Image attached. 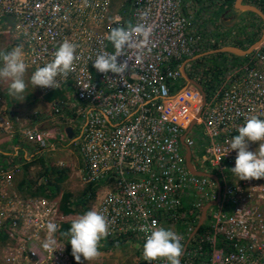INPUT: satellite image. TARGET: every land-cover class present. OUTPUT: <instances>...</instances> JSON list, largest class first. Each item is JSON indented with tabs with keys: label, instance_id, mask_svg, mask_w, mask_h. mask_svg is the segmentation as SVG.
I'll use <instances>...</instances> for the list:
<instances>
[{
	"label": "built area",
	"instance_id": "1",
	"mask_svg": "<svg viewBox=\"0 0 264 264\" xmlns=\"http://www.w3.org/2000/svg\"><path fill=\"white\" fill-rule=\"evenodd\" d=\"M212 5L213 0H0V38L22 48L31 75L65 40L77 46L74 71L58 76L55 88L39 86L45 95L62 94L49 111L51 125L42 130L39 122L21 124L18 131L35 146L34 154L78 148L82 163L76 177L82 191L92 187L89 201L99 200L91 210L109 221L100 246L133 248L135 264H148L142 259V226L155 221V227L176 232L184 250L204 206L218 196L217 181L189 169L188 147L194 169L217 174L222 193L180 264H264V178L234 177L237 153L229 147L248 118L264 120V42L219 72L195 61L186 65L206 91L203 106L202 90L187 83L181 66L216 43V24L209 22L216 18L204 12ZM141 23L153 31L143 45L133 35L134 46L124 50L125 74L97 72L96 55L115 52L107 40L110 30ZM180 80L186 85L176 90ZM4 102L0 95L1 130L13 134L15 120L5 115ZM252 147L258 152L259 142H249L248 150ZM20 164L0 166V262L74 264L62 228L79 216L77 200L72 197L69 207L75 212L66 216L63 193L58 199L36 188L21 191ZM50 222L57 225L55 233L47 229ZM48 239L56 245L45 249Z\"/></svg>",
	"mask_w": 264,
	"mask_h": 264
},
{
	"label": "clouds",
	"instance_id": "2",
	"mask_svg": "<svg viewBox=\"0 0 264 264\" xmlns=\"http://www.w3.org/2000/svg\"><path fill=\"white\" fill-rule=\"evenodd\" d=\"M152 31V26H145L142 23L113 27L107 35V40L111 42L115 52L98 53L93 60V67L105 76H108V73L123 76L128 70V58L124 55V50L134 46L133 35H138L141 38L140 44L143 45L147 43ZM76 47L67 40L62 42L56 49L53 59L32 73L31 83L34 88L36 86L55 88L58 76L67 77L74 71V61L78 58ZM121 56H125L126 59L119 60ZM26 67L20 46L13 47L10 51H0V79L11 81L9 91L12 95L24 92L26 84L23 76ZM237 131L238 134L232 137L229 145L230 151L236 150L237 153L235 166L231 168L233 176L245 181L264 178V120L257 117L248 118ZM249 142H259V151L248 150ZM47 229L49 233H55L57 225L50 222ZM140 230L146 233L142 252L144 261L151 264L156 260H165L167 264H180L183 249L181 238L176 232L155 227V221L151 225L142 226ZM108 234L109 221L95 210L86 211L73 220L67 235L71 255L77 264L95 260L100 255V241ZM55 245L54 239H48L43 247L49 249Z\"/></svg>",
	"mask_w": 264,
	"mask_h": 264
},
{
	"label": "rangeland",
	"instance_id": "3",
	"mask_svg": "<svg viewBox=\"0 0 264 264\" xmlns=\"http://www.w3.org/2000/svg\"><path fill=\"white\" fill-rule=\"evenodd\" d=\"M222 1L223 0H213L212 6L216 8V7H220V5H223V8L227 10V7H225L227 1L224 2L223 4L221 3ZM244 2L249 3L247 2V0H244ZM229 4H230L229 10L227 11V13L225 12V15H228L229 13H237V17L238 19H240V21L237 23L235 27H234L235 24H231L230 26V24H228V21L226 22V20H223L221 18L219 10L218 9L214 10V12L215 11L217 12V17H215L216 18L215 20L209 21L216 24L215 26L216 31L214 32V35L216 37V43L214 44V46L242 45V48H248L252 43L257 41L262 36L263 27H264L263 20L256 13L250 11H234V9L231 8L232 4L230 2ZM213 9L214 8H212L211 10ZM211 10L207 9L205 11L207 14L211 15L210 13L212 12ZM12 42L13 39L7 36L1 37L0 51H10L14 47L12 45ZM210 49H207L206 51ZM230 58L235 59V57L230 54H226L221 57L209 55V56H204L198 64L194 63V65L200 66L203 69L212 68V66L215 65V63H219L221 65L226 66L229 60H231ZM23 79L26 84V88L23 93L17 95H12L9 91V84L11 82L10 80L0 79V95L2 99L5 100L3 104V107L6 108L5 115L11 117L10 112L12 111L15 112L14 115L15 122H13V125L16 130L15 133L12 134L10 132L1 130L2 127L0 125V147H4L8 151L11 150L12 152L16 150L15 149L17 147L16 145L18 146L20 145L22 147L21 153L19 152L18 155L15 156L13 155L15 158H9L11 159L9 160V162L11 161L12 163L15 162L21 163L20 172H17V176H16V181L19 184L18 186L21 191L25 192L27 190V192H32L34 190L33 188L39 190L44 183L43 182L44 177H42V175L45 170V166L52 165L54 167H58V168L60 167V169L62 168L68 170L67 171L68 177L71 174L69 178L65 179L61 183L59 192L58 193L56 192V194L52 197L59 199L61 193L70 191L71 193L73 192L72 194L74 195V199L77 200L80 196H82L81 194H83L84 192L82 191L83 187L81 186L80 179L79 177H76L75 174V172L79 169L78 167L82 163V156L78 148H72L71 150V147H67V148H63L62 151L61 149L47 150L44 153H39V155L38 153L34 154L33 149H35V146H33L32 143L28 144V142L25 141L21 132L18 131L21 124H24L25 126H33L37 122L41 123L40 127L42 128V130L48 128L51 125V122L49 121V111L53 107V102H54V100L51 101L49 99L50 96L45 95L39 89V86H36L34 88V86L31 83V72L27 68L23 76ZM185 85L186 83L180 80L176 85V90L181 89ZM57 120L59 119L57 118L56 121ZM1 121L2 120L0 117V122ZM20 146L17 148L20 149ZM13 147L15 149L14 151H13ZM23 148L26 149V153L28 152L29 157L26 158L24 156L25 154ZM251 149L252 151H255V148L252 147ZM54 154L56 155L54 156ZM20 156L22 157L21 159L19 158ZM42 161H44V163ZM60 163L62 165H60ZM24 180L30 184L23 185L22 181ZM44 188L46 192L48 191V194L51 195L53 193L51 192L50 188L48 187H44ZM98 201L99 200L97 199L93 200L92 202L87 200V203L85 205L78 206V208L76 206L77 208L76 210L79 215L77 218H79L86 211L93 209L94 206L98 203ZM208 223H209V219L206 221V225H208ZM66 238H67L66 244L71 255V245L70 243H68L69 235H67ZM111 247H113L112 248L113 250H111V254L109 255L105 254V252H102V250L106 249L105 247L104 248L99 247L100 255L93 261H89V262L83 261V264H135L134 261L135 252L133 248L125 244H122L120 246H111ZM73 260H74V264H77L74 257Z\"/></svg>",
	"mask_w": 264,
	"mask_h": 264
},
{
	"label": "water",
	"instance_id": "4",
	"mask_svg": "<svg viewBox=\"0 0 264 264\" xmlns=\"http://www.w3.org/2000/svg\"><path fill=\"white\" fill-rule=\"evenodd\" d=\"M235 8L239 9L240 11H250V12L256 13L257 15H259L262 18L263 24H264V10H262L260 7L256 6L255 4L245 3L244 0H236L235 1ZM263 42H264V27H263L262 36L257 41L252 43L248 48H242V47L237 46V45H225V46H222V47H219V48L211 49V50L205 51L203 53L197 54L196 56H194L192 58H188V59H186L183 62L182 66H181V72H182V74H183V76L186 79L188 84H195L197 87H199L202 90L203 106L206 104V100H207L206 91L204 90L203 86L200 83H198L197 81H195L193 78H191L188 75L187 70H186V65L188 63H190L192 61H195V60H198V59H200V58H202L204 56H209V55L217 54V53H230V54H234V55L241 56V57L247 56L248 54L252 53V51L254 49L258 48ZM200 113H201V111L199 112L198 116L200 115ZM195 123H196V120H194L192 122L191 126L186 131L185 135L192 129V127H193V125ZM67 132H68L70 137H72L73 134H74V132H73L71 127L67 128ZM186 158H187L188 167L194 174H196V175H204V176H208V177L213 178L215 181L218 182V187H219L218 188V196H217V198L212 200V201H210V202H208L204 206L203 211H202L201 219L198 222V224L196 225V227H195L194 231L192 232V234L190 235V237L188 239V242H189L191 240V238L193 237V235L196 232H198V230L201 228V226L205 222L206 217H207V213H208V209L212 205L218 204L219 201L221 200L222 186L220 184L219 177H218L217 174L204 172V171H200V170H195L194 169V166H193V164L191 162V150H190L189 147H188V150H187ZM188 242H187V244H188ZM187 244H186V246H185V248H184V250L182 252V256H183V254L185 252ZM182 256L180 257V260H181Z\"/></svg>",
	"mask_w": 264,
	"mask_h": 264
},
{
	"label": "trees",
	"instance_id": "5",
	"mask_svg": "<svg viewBox=\"0 0 264 264\" xmlns=\"http://www.w3.org/2000/svg\"><path fill=\"white\" fill-rule=\"evenodd\" d=\"M259 1H261L262 3H259V2H254V0H247V2H249V3H254V4H257L259 7H261V9L262 10H264V1L263 0H259ZM229 2L232 4L231 5V8H233L234 9V11H240V10H238V9H236L235 7H234V5H235V0H229ZM224 10V9H223ZM236 44H238V43H236ZM237 46H240V47H242V45H237ZM219 47H222L221 45H217V46H214V47H212V49H215V48H219ZM211 50V49H210ZM206 51V50H205ZM201 53H203V52H201ZM226 54H229V53H217V54H212L213 56H218V57H221V56H224V55H226ZM230 55H232V56H234L235 58H241V56H237V55H234V54H230ZM202 60V58H200V59H198L197 61L195 60V64H198L200 61ZM213 67L216 69L215 71H217V72H219V71H221L223 68H224V65H221V64H219V63H215V65H213ZM208 71H210V70H208ZM214 71V72H215ZM185 82V81H184ZM61 92L60 91H56V92H52V93H50L48 96H50V100L51 101H55V100H57V98H60L61 97ZM14 115L15 114H13L12 112H10V116H11V118L12 119H14L15 120V117H14ZM4 150H7V149H4ZM0 156H2V158H4L5 159V161H6V163L5 164H7L8 162H9V160L7 161V159L8 158H11V157H9V155L8 156H6V155H4V153H2V152H0ZM2 158H1V160H0V163L1 164H4L3 162H5L4 161V159L2 160ZM12 158H15V157H12ZM43 163H44V161H42ZM4 164V165H5ZM6 166V165H5ZM67 171L68 170H66V169H60V168H58V167H54V166H52V165H46L45 166V170H44V172H43V175H42V177H44L45 178V181H44V183H43V185L40 187V189L39 190H37V191H35L36 193H44L43 195H46V196H50V197H52V196H54L55 194H56V192L58 193L59 192V189H60V185H61V183L65 180V179H67L68 178V173H67ZM52 176V177H51ZM46 178H47V181H46ZM52 178H53V180H52ZM52 180V181H51ZM59 183V184H58ZM22 184L23 185H25V184H30V183H27V181H22ZM48 187V188H50V190H51V192H53L51 195L50 194H48L47 192H46V190H45V188L44 187H46V186ZM22 187V186H21ZM89 190H93L92 189V187H90V188H87L84 192H83V194H81L82 196H80L78 199H77V201L75 202V206H77V208H78V206H83V205H85L86 203H87V200L89 201V198H88V193H89ZM30 191V190H29ZM84 195V196H83ZM74 195L73 194H71V192L70 191H67V192H65V193H63V197H62V200H61V209H62V212L66 215V216H71V214L73 213V212H75V210H73L72 208H70L69 206V204L71 203V201H72V197H73ZM81 199V200H80ZM81 203V204H80ZM79 204V205H78ZM83 204V205H82ZM76 208V209H77ZM70 227H71V223L70 222H66V223H64V226H63V228H62V233L64 234V235H66L67 233H68V230L70 229ZM205 225L200 229V232H202L204 229H205ZM0 264H2L1 262H0Z\"/></svg>",
	"mask_w": 264,
	"mask_h": 264
},
{
	"label": "crops",
	"instance_id": "6",
	"mask_svg": "<svg viewBox=\"0 0 264 264\" xmlns=\"http://www.w3.org/2000/svg\"><path fill=\"white\" fill-rule=\"evenodd\" d=\"M236 1V0H235ZM228 5L226 6L225 5V7H227V10L226 9H224L223 8V5H220V7H214V6H212L211 8H214L213 10H219V12H220V16H221V18L223 19V20H226V22L228 21V24H235V26L237 25V23L240 21V19H233V21H231V17H230V15L228 14V17H227V15H225V12H227L228 10H229V7H230V4H229V2L227 3ZM211 8H210V10H211ZM202 9V8H201ZM224 9V10H223ZM205 10H207L206 8H204V12H205ZM212 10V12H210L211 13V16L213 17V18H215V17H217V12L215 11H213ZM206 13V12H205ZM222 13V14H221ZM207 14V13H206ZM208 15H210V14H208ZM58 99V98H57ZM207 101V100H206ZM12 113L13 114H15V112H13L12 111ZM17 147H19L18 145H16ZM16 146H14V147H16ZM14 147H13V151L14 152H12L11 150L10 151H8V150H4L5 148L4 147H0V152H2V153H4V155H6V156H8L9 155V157H14L16 154H18L19 152L21 153V151H22V147L20 146V149L19 150H17V147L14 149ZM24 149V148H23ZM26 149H24L23 151H24V154L27 156V153H26V151H25ZM14 155V156H13ZM24 155V156H25ZM1 158H2V156H0V160H1ZM20 159L22 158L21 156L19 157ZM4 158H2V160H3ZM8 160H11V159H7V161ZM4 161H5V159H4ZM4 164L6 163V161L5 162H3ZM4 164H1L0 163V166H3ZM11 164H13L11 161L10 162H8L7 164H5L6 166H9V165H11ZM4 165V166H5ZM111 246H113L112 244H109V243H105L104 245H102V246H100V247H105L106 249L105 250H102V252H105V254H107V255H109V254H111V250H113L112 248L113 247H111ZM102 248V249H103ZM105 260V259H104Z\"/></svg>",
	"mask_w": 264,
	"mask_h": 264
},
{
	"label": "bare ground",
	"instance_id": "7",
	"mask_svg": "<svg viewBox=\"0 0 264 264\" xmlns=\"http://www.w3.org/2000/svg\"><path fill=\"white\" fill-rule=\"evenodd\" d=\"M218 6V5H217ZM212 9V8H211ZM203 10V9H202ZM212 11V10H211ZM214 11V10H213ZM206 12V11H205ZM227 13V12H226ZM229 13V12H228ZM230 15V14H229ZM239 16V15H238ZM227 17H228V15H227ZM230 54V53H229ZM203 58V57H202ZM231 59V58H230ZM197 61V60H196ZM196 63V62H195ZM227 65V64H226ZM49 95V94H48ZM50 105V104H49ZM52 105V104H51ZM43 117H45V116H43ZM45 119V118H44ZM45 125V124H44ZM43 127V126H42ZM28 144H29V142H28ZM28 146V145H27ZM65 148H67V147H65ZM24 150V149H23ZM34 150V149H33ZM74 150V149H73ZM26 151V150H25ZM61 151H62V149H61ZM70 151V150H69ZM53 152V151H52ZM44 153V152H43ZM50 154V153H49ZM60 154H61V152H60ZM79 154V153H78ZM38 155H39V153H38ZM56 154H54V156H55ZM58 155V154H57ZM26 156V155H25ZM28 156V155H27ZM29 157V156H28ZM64 159H65V157H64ZM68 161V160H67ZM79 161V160H78ZM72 162V161H71ZM73 163V162H72ZM78 165V164H77ZM80 165V164H79ZM68 167V166H67ZM76 167V166H75ZM60 168V167H59ZM71 175V174H70ZM70 175H69V177H70ZM68 177V178H69ZM45 179V178H44ZM47 179V178H46ZM77 179V178H76ZM52 180H53V178H52ZM51 180V181H52ZM39 182H40V180H39ZM59 184V183H58ZM46 186V185H45ZM47 187V186H46ZM50 193V192H49ZM73 193V192H72ZM71 193V194H72ZM44 194V193H43ZM60 197V196H59ZM81 200V199H80ZM81 204V203H80ZM79 205V204H78ZM83 205V204H82Z\"/></svg>",
	"mask_w": 264,
	"mask_h": 264
},
{
	"label": "flooded vegetation",
	"instance_id": "8",
	"mask_svg": "<svg viewBox=\"0 0 264 264\" xmlns=\"http://www.w3.org/2000/svg\"><path fill=\"white\" fill-rule=\"evenodd\" d=\"M254 2H256V0L254 1ZM252 4H254V3H252ZM256 6H258L257 4H255ZM259 7V6H258ZM239 10V9H238ZM254 13V12H253ZM229 14H231L230 15V17H231V21H233V19H238V17H237V13H229ZM259 16V15H258ZM234 24V23H233ZM230 26H231V24H230ZM234 27H235V25H234Z\"/></svg>",
	"mask_w": 264,
	"mask_h": 264
}]
</instances>
